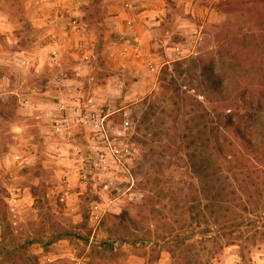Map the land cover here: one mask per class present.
<instances>
[{"label":"rangeland","instance_id":"1","mask_svg":"<svg viewBox=\"0 0 264 264\" xmlns=\"http://www.w3.org/2000/svg\"><path fill=\"white\" fill-rule=\"evenodd\" d=\"M231 1L0 0V264H264V164L187 70L264 39Z\"/></svg>","mask_w":264,"mask_h":264},{"label":"trees","instance_id":"2","mask_svg":"<svg viewBox=\"0 0 264 264\" xmlns=\"http://www.w3.org/2000/svg\"><path fill=\"white\" fill-rule=\"evenodd\" d=\"M259 5L264 7V0H234L220 3L219 11L230 13L242 8L240 12L253 14ZM235 35L221 51L210 58L209 54L198 57L197 64L191 62L193 66L187 70L200 66L199 79L191 76L198 79V95L206 100L208 108L203 109L224 118L218 126L231 130L241 146L251 154L257 152L260 156L256 160L264 164V39L255 41L253 34ZM142 194L141 207L153 206V198Z\"/></svg>","mask_w":264,"mask_h":264},{"label":"crops","instance_id":"3","mask_svg":"<svg viewBox=\"0 0 264 264\" xmlns=\"http://www.w3.org/2000/svg\"><path fill=\"white\" fill-rule=\"evenodd\" d=\"M133 36H134V40H135V42L137 44H139V45L145 44V42H143V38H142L141 35L137 34L136 32H133ZM141 48H145V45H142ZM140 57L141 56L138 54L136 56L137 60H141L142 63H145V64H146V62H152L153 61L151 56L150 57L147 56V57L142 58V59ZM133 61H135V60H133ZM135 62H137V61H135ZM129 66H130V68L132 70V75H133L134 78H133V80L131 81V83L129 84L128 87L131 90H134V91L139 89V88L140 89L149 88L148 80L143 78V76H145V75L139 74L138 73L139 71L135 67H133L134 64H131V62L129 63ZM116 83H117V90H120L121 89V87H120L121 83L120 82H116ZM109 85L110 84H107V86H109Z\"/></svg>","mask_w":264,"mask_h":264}]
</instances>
